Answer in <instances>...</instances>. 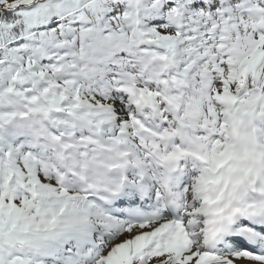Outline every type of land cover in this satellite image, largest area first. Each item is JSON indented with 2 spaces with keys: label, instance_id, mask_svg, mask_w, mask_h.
Listing matches in <instances>:
<instances>
[{
  "label": "snow or ice",
  "instance_id": "6c2138e0",
  "mask_svg": "<svg viewBox=\"0 0 264 264\" xmlns=\"http://www.w3.org/2000/svg\"><path fill=\"white\" fill-rule=\"evenodd\" d=\"M0 264H264V0H0Z\"/></svg>",
  "mask_w": 264,
  "mask_h": 264
}]
</instances>
